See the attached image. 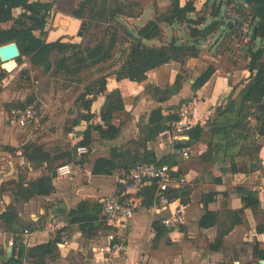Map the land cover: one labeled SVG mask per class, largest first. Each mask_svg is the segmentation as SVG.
Segmentation results:
<instances>
[{"label":"trees","instance_id":"1","mask_svg":"<svg viewBox=\"0 0 264 264\" xmlns=\"http://www.w3.org/2000/svg\"><path fill=\"white\" fill-rule=\"evenodd\" d=\"M234 0H228V8L233 10L239 19L251 23L250 42L257 41L264 43V0H241L238 6L233 7ZM137 3L126 2L124 0H81L72 10L70 15L82 22L79 33L82 43H63L61 41L48 43V32L44 30L48 19V12L53 9V4L42 2H31L30 0H0V47L16 43L19 47L20 57L17 64L21 66L25 59L35 66H45L53 76L61 77L68 83H80V78L85 72L96 69L100 74L96 82L87 86V92L83 98L91 97L84 102V112L73 120L68 133L74 131L81 123H88L83 133V138L78 145L88 148L94 142V133H97L103 140H116L122 131L124 123L115 124L120 115L129 114L126 112L125 102L119 89L109 91L106 80L113 77L117 82L128 80L130 82L143 84L148 81V74L156 72L160 77L158 86H147L146 93L151 100L159 104V107L147 114L148 121L138 124L140 138L133 142L138 149H142V154L127 152L121 153L119 149H113L110 158H100L95 161L92 170L93 175H112L114 172L128 170L136 164H169L170 159L158 161L151 153L147 145L155 140L160 134L171 130V125L178 120L176 111L179 106L163 109L162 105L170 101L174 96L183 90L184 78L177 76L174 83H170V65L177 63L182 69L192 59H199L202 55L201 44L210 36L216 35L222 25L217 19L220 17L221 7L211 10V17L216 21L205 25V18L194 20L191 16L197 12L195 2L189 1L184 6L181 0H171L166 12L158 14L156 18L149 20L144 26L136 30V33L128 30L122 23L123 19H139L143 16ZM20 13L18 14V12ZM229 13V11L227 10ZM233 19V18H232ZM224 20V19H223ZM234 24L228 28V35L220 46L225 52L231 48L234 39L238 37L236 29L237 19H233ZM9 29H2L3 24H10ZM187 25L190 31L191 42L181 43L176 37H172L167 43L164 42L165 26ZM102 33L96 37L95 43L84 45L90 37L95 38L96 29L101 28ZM39 33V36L36 35ZM159 41V46L147 43ZM128 44L127 48L120 50L119 58L115 56L117 47ZM55 54V55H54ZM54 55V58L52 57ZM247 59H250L247 70L251 73L249 82L240 91L235 100H231L226 108L217 110V118L210 130L212 136L211 147L219 152L223 151L224 157L230 160L235 168L237 158L240 160V168H235V173L251 174L256 170L251 168L249 160L253 159L264 146V44L259 48L251 47L248 50ZM109 64L110 67H117L111 74H106L102 68ZM3 69L12 72L16 69L15 61L2 63ZM168 70V71H167ZM217 69L213 65L203 69L201 76L192 85V90H201L215 75ZM8 73L3 71L0 74V94L2 93L1 81ZM103 97L104 103L100 109L98 118L100 123L93 124L96 114L92 112V107L97 100ZM13 108H26L25 103H18ZM10 112L12 111L9 109ZM167 112V114H164ZM221 119V121H219ZM250 119V120H249ZM205 135L204 129L198 125L194 127L187 136L190 139H199ZM257 138H261L257 141ZM242 140L237 152L238 140ZM130 143V142H129ZM132 142L130 144H133ZM177 147H188L187 144ZM211 149V148H210ZM1 150L15 154L18 149L11 146H4ZM27 163H33L36 168L48 165V175L38 179L27 181V175L23 172L19 178L10 181L1 187V191H11L16 198L17 204L28 203L38 196H49L52 192L53 179L57 177L56 168L50 166L57 160L50 152L44 150L43 146L30 143L21 148ZM71 154L58 157L59 159L71 160ZM235 165V166H234ZM242 197L244 208L239 211L227 212H206L199 222L201 228L219 227V235L214 244L213 250H218L223 246L224 237L230 233L235 226L244 223L243 217L247 209L258 210L261 206L258 196L245 188L237 189ZM153 192L155 188L153 186ZM185 192L173 190L172 199L182 200ZM215 195L205 201H214ZM206 200V199H205ZM149 206V205H148ZM103 212L102 203L94 199L82 201L75 209L67 213L69 225H77L80 232L86 238H95L99 232L106 230L101 218ZM0 220L4 223L12 222L14 234H20L17 228H29L31 225L21 224L19 215L11 206L6 212L0 215ZM222 226L225 227L221 231ZM153 227L159 233L160 226L156 222ZM68 231V228H63ZM264 231L263 228L258 229ZM18 237L14 240L15 247L20 250V258L24 254V246ZM61 241V232H57L53 240L43 245L42 249L52 253L57 249ZM257 245V244H256ZM258 260H264V251L255 247ZM0 255L4 256L3 252ZM11 261V260H10ZM9 260H4V264H10ZM35 264H47L45 259H41Z\"/></svg>","mask_w":264,"mask_h":264},{"label":"crops","instance_id":"2","mask_svg":"<svg viewBox=\"0 0 264 264\" xmlns=\"http://www.w3.org/2000/svg\"><path fill=\"white\" fill-rule=\"evenodd\" d=\"M30 1L53 4L55 10L52 21L53 30L48 34V43L77 42V34H79L82 22L72 17L69 12L65 13L63 9H59L64 0ZM229 13L232 14L233 10ZM230 23L222 25L223 28H229ZM11 26L12 23L3 24L1 28L9 29ZM36 35L39 36V33ZM228 52L225 54L228 55ZM201 66L200 59L190 60L184 69L177 63L170 65V83H174L177 76L180 75L184 78V85L183 90L163 104L162 108L176 107L186 100L199 99L197 120L203 124L205 135L197 140L190 139L189 136L175 140L172 134L173 125H171V130L160 134L147 145L148 150L158 161L170 159L173 146L187 144L186 148H190L193 152L192 157L188 160L171 158L172 175L180 176L186 180L183 189L185 194L182 200L173 199L183 209L186 224L178 232L168 230L160 224L161 217H165L168 212L157 217H153L149 213L148 208L154 201V192L153 186L148 184L141 193L143 201L141 210L126 222L124 231L128 238V251L123 255L103 256L93 250L97 246L107 243L106 236L109 227L105 222L103 212L101 218H103L107 229L91 239L86 238L77 225H69L66 215L86 199H94L103 203L109 197L127 195L125 179L121 176L124 170L114 172L110 176L93 175L92 170L95 161L100 158H110L113 149H119L122 154L127 152L142 154V149H138L133 142L140 138L138 128L140 121L147 122V114L159 107V104L151 100L146 89L149 85L158 86L160 77L156 72H150L148 81L143 84L128 80L117 82L113 77L108 78L106 80L108 90L119 89L121 91L126 112L129 114V117L123 121L116 120L117 124L124 123L120 136L113 141L103 139L96 141L94 136V142L89 148L90 157L88 159L84 157L76 160V154L73 152L61 153V157L68 156V158L71 154L70 162L73 165L74 175L67 178H54L51 195L38 196L24 204H17L13 193L9 190L1 191V187L10 181L17 180L21 172L27 175V181L47 176L48 165L45 163L36 168L33 163H27L25 157L24 159L19 158L17 153L21 149L15 143L11 130L13 123L4 107L7 101L0 95V215L14 206L21 224L32 227L30 229L31 236L28 239L29 245L24 246V254L20 258L19 248L9 246V241L18 238L19 234L12 232V222L4 223L0 220V252L4 253V256L0 255V258L3 262L11 260L10 264H35V262L45 259L47 264H264V260H258L255 253V247L264 251V231H258L259 228L264 229V146L253 159L249 160L251 168L256 170L254 173L243 174L239 173L240 171L235 173L233 170L237 166L240 168V160L237 158V166L234 168L232 162L224 157L222 150L219 152L213 150L211 147L212 136L209 134L216 121L217 110L226 108L231 100L237 98L240 91L249 82L251 73L246 67L238 68L236 65H233L230 70L219 67L216 68L217 72L209 83L201 90L194 92L192 85L203 72ZM98 100L102 107L104 98L100 97ZM98 100L95 103H98ZM84 123L75 128L82 135L80 140L87 128H83ZM256 140L260 141L261 138ZM241 143L242 140H238L233 152L238 151ZM4 146H11L19 150L12 154L1 150ZM51 154L55 156V154ZM67 160L65 159V162ZM239 188H245L257 194L261 206L258 210L247 209L243 217L244 223L235 226L224 237L223 246L220 249L213 250L211 245L218 238L219 227L217 225L201 228L199 222L207 211L216 213L243 209L242 197L237 190ZM211 195H215L214 201L205 207V201ZM53 221H57L62 228H68L69 244L66 247L62 246L61 238L57 249L50 253V251L43 250L42 247L55 237V233L51 230ZM156 222L160 226L159 233L153 227ZM17 229L22 234L25 229L29 228ZM224 229L225 227L222 226L221 231ZM9 248H12L11 253L7 252Z\"/></svg>","mask_w":264,"mask_h":264},{"label":"rangeland","instance_id":"3","mask_svg":"<svg viewBox=\"0 0 264 264\" xmlns=\"http://www.w3.org/2000/svg\"><path fill=\"white\" fill-rule=\"evenodd\" d=\"M80 1L81 0H64L59 6V9H63L65 13H71ZM124 1L137 3L138 7L136 8L142 10L143 17H141L140 20H122L124 26L135 33L136 30L144 26L149 20L156 18L158 14L166 12L171 4V0ZM189 1L193 0H181L182 6ZM194 2L197 9V12L191 16L194 20L205 18V25L216 21L211 17V10L215 6V8L221 7V14L217 19L218 21L221 23L223 22V24H227L228 22H231L230 24L232 25L234 24L231 17L232 14L227 12V10L232 11L228 8V0H194ZM240 2L241 0H234L233 7L238 6ZM164 28L165 43H167L172 37L178 38L181 43H190L192 40L187 25H175L173 27L165 26ZM102 30H104L102 27L96 29L95 38L90 37L84 42V45L95 43L97 41L95 40L96 37L102 33ZM228 31V28H223L222 26V28L216 32V35L210 36L201 44L202 55L199 58L202 62L201 68L205 69L209 65H213L216 68L223 67L228 70H230L233 65H236L238 68H245L250 62V59H247L248 50L251 47L259 48L264 44L260 41L253 44L248 40L247 43L239 48L235 46L234 54L237 59L234 60L232 56L225 54V51L222 50L220 46L222 40L224 42L225 37L228 35ZM77 37V42L71 41V43L83 42V40L80 39L79 34H77ZM66 42L69 41L66 40ZM147 44L159 46L161 43L159 41H152ZM232 46L233 45L231 44L230 48H232ZM127 47L128 44H125L122 47H117L115 50L116 58L120 57V50ZM54 55L52 56L53 58ZM15 62L17 64V60ZM1 64L2 63H0V74H2L3 71L8 73L6 78L1 81V88L3 91L0 95L7 101L4 107L9 118L11 117L12 112H10L9 109L14 110L15 108L13 107L18 103H25V107H32L35 112V118L28 127L18 128L13 124V127L11 128L18 148L21 149L23 146L35 143L43 146L44 150L47 152L55 154L54 157L57 160L50 164L53 168H57L59 165L66 163L65 160L59 159L58 157H60L61 153L65 154V152H73L76 154V149L78 147L77 143L80 142L70 137L73 132L69 134L67 131L71 127L73 120L77 119L78 116L84 112V102L91 98H83V95L87 92L86 87L90 86L91 83L96 82L99 79L100 74L97 73L96 69H92L82 74L79 80L80 83H68L61 77L53 76L50 71L45 69L44 65L35 66L27 59L24 60L21 66L17 64L16 69L12 72L3 69ZM102 68L106 71V74H111L117 69V67H110L109 64ZM99 102L100 100H98V103L93 104L92 107V112L97 116V118L94 119L93 124L100 123L98 116L101 104H99ZM118 119L123 121L126 119V116L120 115ZM117 123L118 122H116V124ZM87 125L88 123H84L83 128H86ZM80 136L82 135L79 131L78 138H80ZM93 136H95L96 141L101 139L97 133H94ZM89 155L86 156V159L90 157ZM177 158L179 159L180 157H176V159Z\"/></svg>","mask_w":264,"mask_h":264},{"label":"built area","instance_id":"4","mask_svg":"<svg viewBox=\"0 0 264 264\" xmlns=\"http://www.w3.org/2000/svg\"><path fill=\"white\" fill-rule=\"evenodd\" d=\"M55 10L48 12V19L46 21L44 30L51 32L52 21ZM231 14V13H230ZM231 17L237 19L236 29L238 37L234 39L232 48L229 50L228 56L235 57L234 47L239 48L247 43L251 33V23L239 19V16L233 12ZM199 99L186 100L181 103L176 111L178 120L173 125V137L176 140L183 136H187L194 127L200 125L204 128L200 120H197L198 103ZM12 123L18 128L28 127L35 118V112L32 107L15 108L11 112ZM250 120V119H249ZM78 129H75L71 134V138L80 141L78 138ZM79 143H77L78 145ZM90 154V150L86 146L78 145L76 149V159L80 160ZM17 155L24 159L22 151ZM171 157H180L188 160L192 157L193 152L190 148L173 146L170 152ZM55 174L60 178L72 177L74 175L73 165L71 163H63L59 165ZM121 176L125 179L126 193L123 196H112L105 199L102 203L103 216L109 231L106 236L105 244L94 248L95 253H100L103 256L109 255H123L128 251V238L124 231L126 222L131 219L143 206L141 193L143 189L150 184L154 186V201L151 207L148 208L149 213L154 217L161 216L163 213L168 212L165 217H161L160 224L168 230L180 231L186 224V217L183 209L175 203L172 199L171 192L173 190H182L186 185V180L182 177H174L171 173L169 164H139L128 170H124ZM57 221L51 224V230L56 234L61 232L62 246L66 247L69 244V234L62 230ZM31 230L25 229L18 237L21 238L20 242L23 246L29 245V237ZM9 246L14 247V240L9 241ZM0 264H4L0 258ZM142 264V263H138Z\"/></svg>","mask_w":264,"mask_h":264},{"label":"water","instance_id":"5","mask_svg":"<svg viewBox=\"0 0 264 264\" xmlns=\"http://www.w3.org/2000/svg\"><path fill=\"white\" fill-rule=\"evenodd\" d=\"M231 26L232 24L229 25V27ZM19 57H20V51L16 43H12V44H8L6 46L0 47V62L1 63L16 61ZM7 252L11 253L12 248H9Z\"/></svg>","mask_w":264,"mask_h":264}]
</instances>
